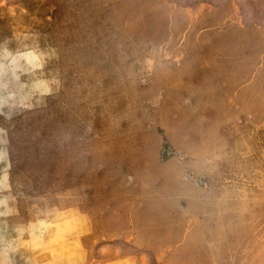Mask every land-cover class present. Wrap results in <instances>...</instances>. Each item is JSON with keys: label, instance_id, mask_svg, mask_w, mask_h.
<instances>
[{"label": "rangeland", "instance_id": "1", "mask_svg": "<svg viewBox=\"0 0 264 264\" xmlns=\"http://www.w3.org/2000/svg\"><path fill=\"white\" fill-rule=\"evenodd\" d=\"M0 264H264V0H0Z\"/></svg>", "mask_w": 264, "mask_h": 264}]
</instances>
